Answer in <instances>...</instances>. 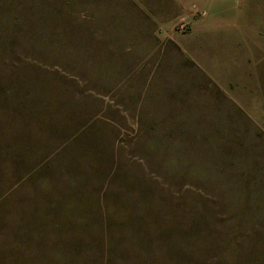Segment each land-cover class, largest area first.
I'll return each instance as SVG.
<instances>
[{"label": "rangeland", "instance_id": "1", "mask_svg": "<svg viewBox=\"0 0 264 264\" xmlns=\"http://www.w3.org/2000/svg\"><path fill=\"white\" fill-rule=\"evenodd\" d=\"M0 264H264V0H0Z\"/></svg>", "mask_w": 264, "mask_h": 264}, {"label": "built area", "instance_id": "2", "mask_svg": "<svg viewBox=\"0 0 264 264\" xmlns=\"http://www.w3.org/2000/svg\"><path fill=\"white\" fill-rule=\"evenodd\" d=\"M182 20H185L184 18L182 19ZM186 21V20H185ZM182 27L184 26V25H181Z\"/></svg>", "mask_w": 264, "mask_h": 264}]
</instances>
